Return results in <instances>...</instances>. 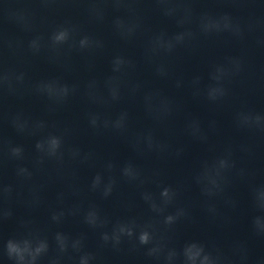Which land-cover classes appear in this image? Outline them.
<instances>
[{
    "label": "clouds",
    "instance_id": "obj_1",
    "mask_svg": "<svg viewBox=\"0 0 264 264\" xmlns=\"http://www.w3.org/2000/svg\"><path fill=\"white\" fill-rule=\"evenodd\" d=\"M68 37L67 30H63L58 32L54 36V40L56 42H62L65 41ZM87 40H82L81 44H85ZM50 150L52 154H55V151L60 146V140L57 137H52L48 141ZM36 147L43 148L42 143H37ZM21 149L19 147L13 148L12 153L13 155L19 156L21 154ZM99 178H97L98 180ZM162 196L169 197V189L165 188L162 193ZM155 207V206H154ZM55 218V217H54ZM174 220V217L172 215H169L165 218L166 223H172ZM258 223V221H257ZM119 233L127 235L128 237H132L134 235L133 227L127 226V225H121L119 227ZM105 241L109 239L108 235L105 234L102 237ZM57 239H60L58 236ZM114 239L117 243L120 241V235H115ZM151 236L149 231L143 230L140 232L138 236L139 243L141 245H146L150 242ZM7 252L10 258H15L16 264H26V257H29L30 259L27 261V264H35V261L37 257L44 251L47 250V244L43 241L39 242L38 245L33 249L31 247V242L29 240H23L21 242L15 241V240H8L6 244ZM152 251H155L153 249ZM204 252L203 246H198L196 244H192L188 246L185 249V256L187 257V260L191 262V264H196V261L198 258L201 257L202 253ZM88 257H83L81 260V264H87ZM219 260V257L213 258L210 254H204L202 256V259H200V264H217Z\"/></svg>",
    "mask_w": 264,
    "mask_h": 264
}]
</instances>
